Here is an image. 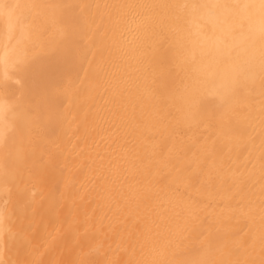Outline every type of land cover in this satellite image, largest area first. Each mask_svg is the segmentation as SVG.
<instances>
[{
  "label": "bare ground",
  "instance_id": "6f19581e",
  "mask_svg": "<svg viewBox=\"0 0 264 264\" xmlns=\"http://www.w3.org/2000/svg\"><path fill=\"white\" fill-rule=\"evenodd\" d=\"M0 58V264H264V0H0Z\"/></svg>",
  "mask_w": 264,
  "mask_h": 264
},
{
  "label": "snow or ice",
  "instance_id": "6c2138e0",
  "mask_svg": "<svg viewBox=\"0 0 264 264\" xmlns=\"http://www.w3.org/2000/svg\"><path fill=\"white\" fill-rule=\"evenodd\" d=\"M4 62V58H0V63ZM17 83H20L19 81H16ZM9 109L7 108L6 105L0 104V115H3L5 112H7ZM31 195L34 197L36 195L35 190L32 191ZM13 237L15 234H12ZM12 238V237H10Z\"/></svg>",
  "mask_w": 264,
  "mask_h": 264
}]
</instances>
